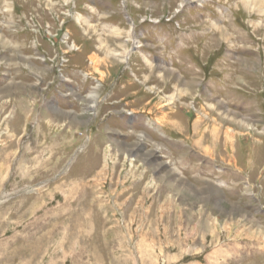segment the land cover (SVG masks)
<instances>
[{
  "label": "rangeland",
  "instance_id": "374dc122",
  "mask_svg": "<svg viewBox=\"0 0 264 264\" xmlns=\"http://www.w3.org/2000/svg\"><path fill=\"white\" fill-rule=\"evenodd\" d=\"M260 7L0 0V264H264Z\"/></svg>",
  "mask_w": 264,
  "mask_h": 264
},
{
  "label": "bare ground",
  "instance_id": "6f19581e",
  "mask_svg": "<svg viewBox=\"0 0 264 264\" xmlns=\"http://www.w3.org/2000/svg\"><path fill=\"white\" fill-rule=\"evenodd\" d=\"M241 1H242L243 6L249 10H255L258 6H261V7L264 6V0H241Z\"/></svg>",
  "mask_w": 264,
  "mask_h": 264
}]
</instances>
